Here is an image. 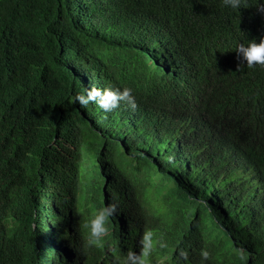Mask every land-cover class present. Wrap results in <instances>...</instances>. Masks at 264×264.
<instances>
[{"label": "trees", "instance_id": "1", "mask_svg": "<svg viewBox=\"0 0 264 264\" xmlns=\"http://www.w3.org/2000/svg\"><path fill=\"white\" fill-rule=\"evenodd\" d=\"M137 258L264 264V0H0V264Z\"/></svg>", "mask_w": 264, "mask_h": 264}, {"label": "clouds", "instance_id": "2", "mask_svg": "<svg viewBox=\"0 0 264 264\" xmlns=\"http://www.w3.org/2000/svg\"><path fill=\"white\" fill-rule=\"evenodd\" d=\"M142 235L145 237V236H146V231H145V232H143V234H142ZM142 235H141V236H142ZM141 257H142V255H141V254H139V259H140ZM140 262H141V261H140V260H138V258L134 260V263L140 264Z\"/></svg>", "mask_w": 264, "mask_h": 264}]
</instances>
